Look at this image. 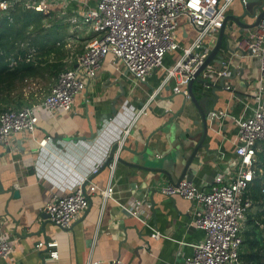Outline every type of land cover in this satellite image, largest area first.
I'll return each instance as SVG.
<instances>
[{"label":"crops","instance_id":"1","mask_svg":"<svg viewBox=\"0 0 264 264\" xmlns=\"http://www.w3.org/2000/svg\"><path fill=\"white\" fill-rule=\"evenodd\" d=\"M98 1L50 0L51 11L47 14L52 22L48 31L52 38L64 43L65 59L73 67L89 41L97 36L83 17ZM241 11V0H233L227 14ZM74 17L77 22H72ZM177 19L175 39L182 47L188 46L199 29L187 14H180ZM254 29L241 30L234 22H228L225 32L231 36L233 52L228 51L224 39L220 50L224 56L222 64L213 63V76H207L204 83L199 79L194 83L202 106L208 101L210 111L230 113L226 118L208 117L206 142L212 152L201 153V160L194 161L192 174V181L203 190H210L219 175L223 182L231 181L237 170L238 128L233 117L252 114L260 70L258 58L240 49L238 43ZM217 39L215 32L207 35L204 43L211 50ZM181 55L182 48L168 52L163 65L153 68L144 81L108 55L97 75L77 95L70 111L52 115L43 109L46 94L33 103H25L38 106L36 130L16 132L8 145H0V237H8L14 244L0 264H184L194 254V245L205 238V230L194 220L201 206L181 195L161 193L162 186L173 182L156 170L173 166L175 159L182 158L188 144L184 143L192 140L188 127L195 134V142L203 131L198 107L183 92H175L176 79L167 77L168 68ZM224 66L232 71L230 77L218 76ZM187 112L189 119L185 117ZM177 114L179 117H175ZM172 117L176 120L155 135L166 134L170 138L166 145L149 154V159L137 158L136 164L125 162H132L135 156L121 148V141L134 148L138 140L141 149L149 136ZM43 139H47L44 147L39 145ZM113 149L118 155L115 166L110 167L115 156L104 166ZM96 167L98 171L94 173ZM90 182L101 187L113 184V198L104 199L99 192L89 191ZM82 183L89 191L90 202L72 226L65 229L49 221L44 210L53 194L72 193ZM135 200L143 204V216L149 223L121 207ZM153 229L162 236L155 237ZM52 239L59 242L57 259H52L46 248L36 247L40 240Z\"/></svg>","mask_w":264,"mask_h":264},{"label":"built area","instance_id":"2","mask_svg":"<svg viewBox=\"0 0 264 264\" xmlns=\"http://www.w3.org/2000/svg\"><path fill=\"white\" fill-rule=\"evenodd\" d=\"M233 0H99L97 6L89 9L84 23L97 36L93 37L85 51L80 54L75 67L62 71L51 85L41 106L52 115L70 111L78 94L86 87L89 79L97 75L103 60L112 55L139 81H144L153 68L163 65L166 54L182 48V55L168 68L167 77H174L175 92L189 96L187 84L210 52L204 43L207 35L218 32L223 26L228 8ZM13 1L0 0V11H8ZM27 8L50 12V0H25ZM187 14L199 29L198 35L188 46L182 47L175 39L178 16ZM74 17L72 22H77ZM238 47L257 57L260 63L255 106L252 114L233 117L238 128L236 153L239 163L231 181L223 182L219 175L210 190H203L192 180L183 179L161 187L167 196L181 195L198 202L201 209L195 215V223L205 230V238L194 245V254L184 264H240L242 245L241 229L251 199L245 190L256 174L255 161L259 144L264 140V18ZM37 52L31 47L28 57ZM232 71L224 66L218 71L219 77H230ZM230 89L231 85L227 84ZM154 93L152 96H154ZM145 108L142 109V112ZM38 106H8L0 111V145H8L12 135L20 131L34 132L39 121ZM230 116L228 111L212 110L210 119ZM128 129L126 130L127 135ZM121 141V148L123 147ZM47 139L39 142L44 147ZM120 147V146H119ZM118 155L110 163L114 167ZM98 167L93 169L96 173ZM88 181V180H87ZM85 183L69 194H53L46 203L47 219L62 228L69 229L79 214L89 206V191L99 192L104 199L113 198L114 186L101 187ZM121 207L149 223L143 216V204L131 201ZM155 237L160 231L153 229ZM59 242L55 239L40 240L37 248H46L52 259L59 257ZM14 244L8 237H0V259L7 258ZM87 264H91L88 262ZM116 264H124L117 261Z\"/></svg>","mask_w":264,"mask_h":264},{"label":"trees","instance_id":"3","mask_svg":"<svg viewBox=\"0 0 264 264\" xmlns=\"http://www.w3.org/2000/svg\"><path fill=\"white\" fill-rule=\"evenodd\" d=\"M24 1L14 0L8 11H0V111L25 105L27 82L41 78L48 86L73 67L65 59L64 43L48 31L50 15L27 8ZM31 47L37 52L28 57ZM260 146L255 177L245 190L252 204L242 223L240 264H264V140Z\"/></svg>","mask_w":264,"mask_h":264},{"label":"water","instance_id":"4","mask_svg":"<svg viewBox=\"0 0 264 264\" xmlns=\"http://www.w3.org/2000/svg\"><path fill=\"white\" fill-rule=\"evenodd\" d=\"M242 3V11L238 14H227L223 26L220 28L218 31V39L213 46V48L210 50L209 54L203 61V63L198 67L196 70L194 77L190 79V81L187 84V89L189 93V97L191 100L196 104L198 107L200 114H201V123L203 127V131L201 133V137L199 138L198 141H194L195 134L190 132V127H188V132L190 133V137L192 140L189 142H185L186 144L184 146V152L182 158L175 159L173 162V166L169 165L168 168H163V169H156L157 172H163L169 180H171L173 183H178L184 178L187 177V179L192 180V174H193V168L194 165L196 164L194 161H200L201 160V153L204 151L207 154H210L212 150L210 149L209 143L206 142V138L209 132V112L211 110V107L208 106V101L204 106L201 105L199 102L198 98L196 97V94L194 92V83L197 79H199L202 83L205 82V78L207 76H213V72L215 71L213 63H217L218 65H221L223 62L224 56L220 54V50L222 47L223 40L225 39L227 42V49L229 52H233V49L230 47L229 40L231 36L229 37L226 35L225 28L227 27L228 22H234L241 30L244 29H251L255 28L258 26L260 21L264 18V0H241ZM207 72V75L203 76L204 72ZM210 72V73H208ZM187 114V115H186ZM185 117L188 119L191 117L189 112H187ZM179 114H177L175 117H179ZM176 119L170 118L169 121L166 122V124L162 125L160 128L156 129L146 140V145L143 148H139L138 143L139 141L137 140L136 146L134 148L131 147H126L123 145V148L128 149L131 151V153L134 154V159L132 162L130 161H125L128 164H133L137 158L140 159H149L150 155L154 150H159L161 146L166 145V142H168L166 134L161 136L160 134L158 136H155L157 131L169 123H173V121ZM199 123V120L197 121ZM174 126V125H173ZM174 137V136H173ZM175 138V137H174ZM157 152V151H156ZM115 154V149L112 150L110 156L107 158V160L104 163V166L109 165V163L113 160ZM122 160L121 157H119V160ZM190 167V168H189ZM190 169V173H188V170ZM176 180V181H175ZM15 194H18L16 191ZM47 216V215H46Z\"/></svg>","mask_w":264,"mask_h":264},{"label":"rangeland","instance_id":"5","mask_svg":"<svg viewBox=\"0 0 264 264\" xmlns=\"http://www.w3.org/2000/svg\"><path fill=\"white\" fill-rule=\"evenodd\" d=\"M48 87L49 85L46 86L45 79H41V78L27 82L26 85L23 86L24 103H33V100L35 98L47 94L50 90V89L48 90Z\"/></svg>","mask_w":264,"mask_h":264}]
</instances>
